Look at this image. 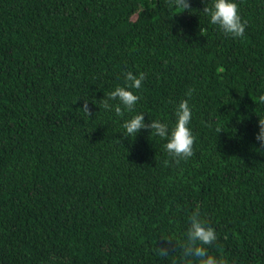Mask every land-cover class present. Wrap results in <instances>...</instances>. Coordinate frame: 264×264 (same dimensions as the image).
Masks as SVG:
<instances>
[{
  "label": "trees",
  "instance_id": "trees-1",
  "mask_svg": "<svg viewBox=\"0 0 264 264\" xmlns=\"http://www.w3.org/2000/svg\"><path fill=\"white\" fill-rule=\"evenodd\" d=\"M212 2L0 0V264H196L183 245L197 210L209 254L264 264V0H234L235 38ZM129 71L146 78L119 117L101 100ZM184 99L187 160L154 130L124 135L137 113L170 134Z\"/></svg>",
  "mask_w": 264,
  "mask_h": 264
},
{
  "label": "clouds",
  "instance_id": "clouds-1",
  "mask_svg": "<svg viewBox=\"0 0 264 264\" xmlns=\"http://www.w3.org/2000/svg\"><path fill=\"white\" fill-rule=\"evenodd\" d=\"M169 7L178 9L177 13L183 12L191 8L189 0H168ZM203 12L210 16V23L217 25L226 35L232 37H243L246 28V21H242L239 7L234 0H213L211 6H205ZM146 74L140 72L139 75L133 74L131 71L125 74V84L117 86L114 90L108 92L101 100V105L105 110H113L119 117H123L125 111L133 112L135 105L140 97L131 89H140L142 82L145 80ZM194 89H189L186 96L191 97ZM119 101L116 104L110 101ZM259 101L264 103V95L259 97ZM89 117L92 115L91 109L88 106V101L84 100V104L79 108ZM176 123L169 134L168 126L159 120H151V123L146 124L143 113H137L131 118L123 122L126 137H135L141 129L154 130V134L167 138L165 148L169 154L177 159L187 160L193 155V145L195 137L191 129L188 127L191 121V108L188 100H181L176 112ZM259 131L256 134V140L264 146V118L259 119ZM220 130H218L219 132ZM188 242L183 245V255L185 257L197 258L196 264H227L224 258H217L208 253L204 245H211L217 240L215 229L208 225L201 218L200 212L194 211L189 218V227L187 230ZM164 254L167 252L163 249Z\"/></svg>",
  "mask_w": 264,
  "mask_h": 264
}]
</instances>
